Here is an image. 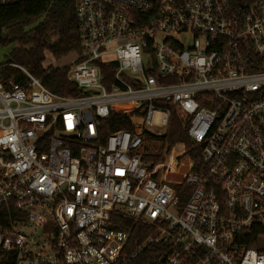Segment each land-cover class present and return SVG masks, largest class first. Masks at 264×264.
I'll use <instances>...</instances> for the list:
<instances>
[{"label":"built area","instance_id":"1","mask_svg":"<svg viewBox=\"0 0 264 264\" xmlns=\"http://www.w3.org/2000/svg\"><path fill=\"white\" fill-rule=\"evenodd\" d=\"M75 12L79 96L0 65V264L151 252L142 264H264V0H75ZM7 66L27 84H6ZM156 103L188 115L202 149L187 194L153 177L145 137L101 134L116 113L161 136L170 111Z\"/></svg>","mask_w":264,"mask_h":264},{"label":"trees","instance_id":"2","mask_svg":"<svg viewBox=\"0 0 264 264\" xmlns=\"http://www.w3.org/2000/svg\"><path fill=\"white\" fill-rule=\"evenodd\" d=\"M0 46L12 48L3 65L24 68L41 81L47 90L60 97L80 95L77 86L68 80V66L57 69L44 68L47 52L57 60L81 52L75 0H25L17 5L0 7ZM2 76L6 84L14 82L24 86L28 82L19 69L11 66L2 70ZM156 105L167 107L170 111L165 136L146 133L141 129L139 120L133 122L116 113L101 124V134L106 136L117 130H126L133 135L145 137L149 142L165 144V149L163 147L157 154L146 155L145 161L153 165L151 171L154 178H161L181 195L187 194L191 188L185 187L183 183L189 173L200 171L202 149L188 136L191 121L188 115L170 104ZM186 200L184 198L183 201ZM124 223L121 229L133 234L131 243L135 246L142 243L147 235L136 234L132 222ZM151 253H147L140 261L152 258ZM140 261L130 264H142Z\"/></svg>","mask_w":264,"mask_h":264},{"label":"rangeland","instance_id":"3","mask_svg":"<svg viewBox=\"0 0 264 264\" xmlns=\"http://www.w3.org/2000/svg\"><path fill=\"white\" fill-rule=\"evenodd\" d=\"M11 50H12L11 47L3 48L0 46V64H4L7 61V56L9 55ZM75 58H76V55H70V56L64 57L60 60H57L51 55V53L47 52L45 55L44 68L45 69H50V68L57 69V68L65 67V66L69 67L71 62ZM154 131L159 132L160 130L155 128ZM167 131H168V127L165 130L164 129L161 130L160 131L161 136H165L167 134ZM163 147L165 149V144H163L162 142H150L148 149H147L148 154L155 155Z\"/></svg>","mask_w":264,"mask_h":264}]
</instances>
